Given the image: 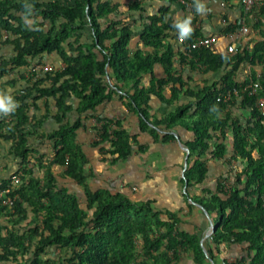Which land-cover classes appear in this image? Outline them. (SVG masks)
Instances as JSON below:
<instances>
[{"label": "trees", "instance_id": "1", "mask_svg": "<svg viewBox=\"0 0 264 264\" xmlns=\"http://www.w3.org/2000/svg\"><path fill=\"white\" fill-rule=\"evenodd\" d=\"M68 1L0 0V39L9 36L0 42V92L45 56L56 55L65 65L42 77L22 76V91L11 97L16 107L0 114V145L11 146L23 174L21 185L0 183V190L13 186L11 196H18L14 212L0 206V264H57L48 258L51 249L65 253L62 264H182L183 254L195 264H264V114L256 98L242 95L251 82H259L264 94V21L248 19L249 43L233 55L188 53L176 25L190 20V43L206 34L187 13V0ZM175 6L186 15L173 24ZM221 18L225 37L238 29ZM209 77L218 79L210 84ZM117 98L138 119L139 133L122 120L98 116ZM153 102L170 111L158 116ZM89 120L100 126L93 147L113 166L149 152L142 135L155 145L189 150L184 196L214 225L208 249L157 201L139 202L112 187L93 189L91 159L80 141ZM49 122L57 127L47 130ZM210 160L240 167L212 189L206 187ZM61 180L77 185L84 198ZM224 248H239L235 263L224 259Z\"/></svg>", "mask_w": 264, "mask_h": 264}, {"label": "rangeland", "instance_id": "2", "mask_svg": "<svg viewBox=\"0 0 264 264\" xmlns=\"http://www.w3.org/2000/svg\"><path fill=\"white\" fill-rule=\"evenodd\" d=\"M150 11L152 10L150 9ZM179 17V20H181V16ZM84 39L86 42L91 40V34L87 32ZM137 43L138 37L135 38L134 45L137 46ZM48 67L50 72H56L63 69L65 65L56 55L45 56L32 63L31 67L20 70L19 75H13L11 79L18 81L16 86H7L0 93L5 92L3 96L9 97H12L15 93H20L26 83L22 80V76L26 79H31L35 75L42 77L47 73L46 68ZM206 80L209 83L215 81L210 77ZM197 82L198 85L196 87H199L201 80H197ZM169 94L167 92V95ZM123 102L117 98L115 102L102 107L98 116L113 121L122 120L132 133L137 134L139 133L138 119L129 112ZM153 105L158 116H163L170 111L166 105L157 102H153ZM3 113L9 114V112L4 111ZM56 127L53 122H49L46 125L47 130H54ZM95 128H100V126L95 120H89L86 122V130L80 132V141L85 146L91 159L88 173L89 175L93 174L91 179L93 189L112 187L116 191H120L127 197L139 202L157 201L159 209H167L178 214L182 219L181 230L198 235L208 249L205 242L213 231L211 223L206 220L200 208L190 209L184 196L186 189L182 181L187 159L184 146L180 144L155 145L150 136L142 135L140 141L142 145L149 148V152L147 154L136 153L131 162L113 166L110 158L105 157L99 148L93 147L95 143H99L101 140ZM41 148L50 157V150L45 149V147ZM10 149L11 146L9 144L0 149V183L3 180H13L20 173L19 161L9 154ZM208 165L210 173L206 187H211L212 189H215L218 182L224 181L222 178L231 176L234 170L240 167L236 162L229 166L228 162L214 163L213 160H210ZM55 170L58 175L62 173L60 169ZM61 184L71 192L78 193L82 199L84 198L82 190L77 185L64 180H61ZM192 192L195 193L197 191L194 189ZM238 250L239 248L233 250L224 248V259L229 261V263H235L239 257ZM48 254V258L57 264H62L61 259L65 257V253L60 251V249H51ZM182 264H195L193 256L183 254Z\"/></svg>", "mask_w": 264, "mask_h": 264}, {"label": "built area", "instance_id": "3", "mask_svg": "<svg viewBox=\"0 0 264 264\" xmlns=\"http://www.w3.org/2000/svg\"><path fill=\"white\" fill-rule=\"evenodd\" d=\"M213 0H187L183 1V4L186 7L187 13L195 17L197 16L196 13V6L198 3L205 4L208 2H212ZM233 4L238 5L243 10V18L241 19L240 25H238V29L229 34L228 37L234 39L241 43H248L247 39L250 37L252 33V28L249 25L248 19L252 17H256V21H264V16L262 12L264 11V0H232V2H227L226 0H221L219 2V12H225L228 10ZM214 14V11H211ZM200 26V24L198 25ZM9 38L8 35L4 36L3 40H7ZM220 44V38L217 36H209L205 38H201L196 40L194 43H190L187 38L179 39V45L182 49L186 50L188 53L191 51H198V50H211V51H218ZM236 50L231 49L226 55H233ZM47 72H50L49 67L46 68ZM248 94L250 97H254L257 99V106L259 110L264 114V94L262 86L259 82H251L249 86L243 89L242 95ZM239 100H242L243 97L240 96L239 93L235 94ZM233 94L230 93L228 96V101H232ZM23 174L20 173L13 179V186L21 185ZM7 186L0 190V206L8 208L11 212L15 211L16 201L18 200V196H11L12 194V187Z\"/></svg>", "mask_w": 264, "mask_h": 264}, {"label": "crops", "instance_id": "4", "mask_svg": "<svg viewBox=\"0 0 264 264\" xmlns=\"http://www.w3.org/2000/svg\"><path fill=\"white\" fill-rule=\"evenodd\" d=\"M59 1H62L64 4H66L67 2H70L68 0H59ZM220 1L221 0H213L212 2H208V3L203 4L205 11L203 13L198 12L197 18L199 19L200 26L203 28V31L206 34V37L217 36L220 38V44H219L218 52L222 53V54H226L231 49H234V50L239 49L244 43H242V45H241L240 42L235 41L234 39H231L228 36L225 37L223 35L222 30L224 29V27H226V20L225 19L222 20L221 17L226 15L232 24L240 25V22H241V19L243 18L244 13H243L242 8L238 5H235V4H233L225 12H219V2ZM154 9H155V11H157L158 6L154 5ZM211 11H214V14ZM220 13H222V15H220ZM185 15L186 14H185L184 10H182L178 6H175L172 10V23L175 24V23L179 22L180 21L179 16H181V18L183 19ZM233 20H234V22H233ZM247 42H249V38L247 39ZM1 50L3 51V53L9 52V50L5 46H2ZM157 73H158V76H161L163 74L161 70H158ZM196 78L197 77H195V80H196ZM210 78H213V80L218 79L217 77L216 78L210 77ZM10 80H8V81H10ZM197 80H200V78H197ZM4 93H0L1 94L0 97H2ZM0 114H3L2 110H0ZM6 145H8V144L0 145V149H3L4 146H6Z\"/></svg>", "mask_w": 264, "mask_h": 264}, {"label": "clouds", "instance_id": "5", "mask_svg": "<svg viewBox=\"0 0 264 264\" xmlns=\"http://www.w3.org/2000/svg\"><path fill=\"white\" fill-rule=\"evenodd\" d=\"M197 12L203 13L205 11L204 5L198 3L196 6ZM180 29L181 39L190 35L192 29L190 28V20H185L176 25ZM16 107V104L13 103L12 98L9 96L0 97V110L4 112H11Z\"/></svg>", "mask_w": 264, "mask_h": 264}, {"label": "water", "instance_id": "6", "mask_svg": "<svg viewBox=\"0 0 264 264\" xmlns=\"http://www.w3.org/2000/svg\"><path fill=\"white\" fill-rule=\"evenodd\" d=\"M185 148V147H184ZM185 150L187 151V153H189V150L188 149H186L185 148ZM188 158H189V156H187V159H186V165H185V170H184V174H183V178L185 179L186 178V172H187V170H188V168H189V161H188ZM188 185V182H186V186ZM187 189V188H186ZM211 226H212V230L214 231L215 230V228H214V225H213V223H211ZM212 231V232H213Z\"/></svg>", "mask_w": 264, "mask_h": 264}]
</instances>
